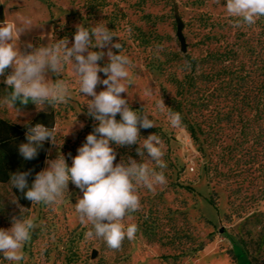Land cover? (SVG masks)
Segmentation results:
<instances>
[{"label": "rangeland", "instance_id": "obj_1", "mask_svg": "<svg viewBox=\"0 0 264 264\" xmlns=\"http://www.w3.org/2000/svg\"><path fill=\"white\" fill-rule=\"evenodd\" d=\"M6 2L9 22L20 23L24 17L33 22L20 36L21 53L32 51L28 43L35 48L68 39L70 47L81 25L105 23L113 31L117 36L113 42L122 44L121 53L131 61L129 95H121L132 110L147 112L154 121L156 131L140 129V138L160 137L167 167L165 184L154 190L139 188L141 207L124 221L138 225V231L119 250L109 249L101 239L86 238L91 225L82 224L75 211L83 193L70 180L60 203L24 208L23 214L37 225L23 249L24 259L12 262L0 255V264H251L249 260L264 264V117L251 108L254 104H246L250 86L264 83V17L254 25L237 27V18L226 13V0ZM176 14L183 22L186 52L176 36ZM228 49L233 53L224 65L202 60L208 53ZM90 50L107 52V48ZM108 62L105 55L97 63L103 67ZM12 71L10 67L0 77V98L11 92L3 81ZM249 74L255 83L246 79ZM98 75L106 78L104 73ZM48 78L67 81V104L38 111L32 102L16 106L17 116L14 110L0 107V119L22 127L39 113L54 115L58 143H50L42 170L47 160L59 155L71 167L78 148L98 126L87 114L86 98L78 92L70 65L64 75L49 72ZM103 90L104 85L95 89L97 94ZM146 90L151 94L145 95ZM161 98L163 111L157 108ZM169 110L181 114L179 126L170 125ZM116 118L121 119L119 114ZM188 123L195 124L197 139L191 137ZM110 147L117 154L114 165L129 157L143 162L136 151L139 144L117 146L110 141ZM21 208L11 185L0 183V228H11L12 218H21ZM146 225L159 240L144 236ZM236 240L244 242L248 256Z\"/></svg>", "mask_w": 264, "mask_h": 264}, {"label": "clouds", "instance_id": "obj_2", "mask_svg": "<svg viewBox=\"0 0 264 264\" xmlns=\"http://www.w3.org/2000/svg\"><path fill=\"white\" fill-rule=\"evenodd\" d=\"M225 10L229 17L237 18V27L241 23L251 26L264 17V0H226ZM32 27L30 17L22 18L20 23L0 24V77L5 76L6 69H13L3 81L12 91L0 98V107L14 110L17 116L20 114V109L16 107L18 101L23 105L31 101L38 111L46 106L55 108L67 104L70 99L67 81L57 79L53 82L48 73L64 75L66 66L70 65L77 78L78 92L86 98L87 114L98 121V126L78 148L71 167L64 156L59 155L46 161L47 168L35 175L30 187L27 181L30 171L12 174L9 184L24 192L32 205H54L63 200L71 180L83 193L75 204V211L82 224L91 225L85 233L86 238L101 239L109 249L119 250L123 241L135 239L138 231V225L125 224L124 221L141 207L139 188L154 190L166 183L163 142L157 134L140 138L141 128L156 125L147 112L141 114L132 110L128 100L122 97V93L129 95L131 61L121 53L122 44L113 42V37L117 36L105 23L94 27L78 26L70 47L68 39L35 48L28 43L26 47L32 51L21 53L17 42L21 34ZM92 47L107 48V52L91 51ZM112 49L119 50V54H114ZM105 55L109 62L101 67L97 62ZM98 73H104L106 78L101 79ZM98 85H104L105 90L97 94L95 89ZM144 94L150 95L151 92L146 90ZM165 107L161 98L157 108L163 111ZM117 114L121 117L120 122L116 120ZM167 118L172 127L182 122L179 112L169 110ZM26 140L27 143L19 146V153L25 160H32L38 156V149L45 141L53 145L58 143L56 127L48 128L38 123L28 128ZM110 141L117 146L139 144L136 151L143 162L138 163L129 157L127 162L114 165L117 154L110 147ZM145 150L148 158H145ZM150 164L155 167H150ZM13 202L16 203L15 198ZM25 210L21 208V218H12L11 228H0V255L7 261L24 259L23 249L37 228L34 220L23 214Z\"/></svg>", "mask_w": 264, "mask_h": 264}, {"label": "trees", "instance_id": "obj_3", "mask_svg": "<svg viewBox=\"0 0 264 264\" xmlns=\"http://www.w3.org/2000/svg\"><path fill=\"white\" fill-rule=\"evenodd\" d=\"M230 53H233V50L228 49L224 50L223 52L208 53L202 60H211L212 63L224 65L229 61L231 57ZM229 66L223 67L224 69H227L229 68ZM246 77V79H249V81L255 83L253 74L246 75ZM193 79L194 78L192 77L190 80L193 81ZM9 90L12 91L11 88H9ZM247 95L248 96H246V104H254L253 106H251V108L256 111V114L259 117H264V101H262L264 100V83L257 86L251 85L248 89ZM30 103L32 102L29 101L27 105H29ZM193 103L194 102H192V104ZM16 106L21 107L26 105H23L18 101ZM116 120L118 122L121 121V119L119 118H116ZM38 123L43 124L45 127L52 128L54 126V115L52 113H39L35 118H33L31 122H29L24 127L12 124L7 120L0 119V183H9L10 177L14 173L30 171L31 174L27 177V181L30 187L35 179V175L42 170L44 162L47 158L48 150L50 148V142L45 141L43 147L38 149V156L32 160H25L19 153V146L23 143H27L26 132L28 131V128L34 127ZM194 125L195 124L188 123L187 128L190 132L191 137L193 139H197V130L195 129ZM141 129L146 133H152L156 131V128L154 127ZM12 189L18 203L23 208L28 209L31 206L32 202L25 198L24 192H21L14 187H12ZM25 191H27V189H25ZM210 204L215 205L213 199H210ZM143 234L150 241L159 240L158 238H156V234L152 230L151 226L146 225ZM236 241L238 242V244H240L243 252L248 256V252L246 250L244 242H241L239 240ZM203 247V244H201L200 249H203ZM249 261L252 264L251 260Z\"/></svg>", "mask_w": 264, "mask_h": 264}, {"label": "water", "instance_id": "obj_4", "mask_svg": "<svg viewBox=\"0 0 264 264\" xmlns=\"http://www.w3.org/2000/svg\"><path fill=\"white\" fill-rule=\"evenodd\" d=\"M176 21V36L180 42V49L182 52H186V41L183 35V22L179 18L178 14L175 15ZM96 252L94 251L92 257H95Z\"/></svg>", "mask_w": 264, "mask_h": 264}, {"label": "crops", "instance_id": "obj_5", "mask_svg": "<svg viewBox=\"0 0 264 264\" xmlns=\"http://www.w3.org/2000/svg\"><path fill=\"white\" fill-rule=\"evenodd\" d=\"M9 3L6 0H0V24L3 22H9L7 18V11H8ZM20 40L17 42V47L19 46Z\"/></svg>", "mask_w": 264, "mask_h": 264}]
</instances>
